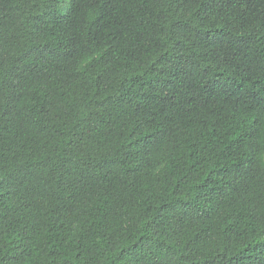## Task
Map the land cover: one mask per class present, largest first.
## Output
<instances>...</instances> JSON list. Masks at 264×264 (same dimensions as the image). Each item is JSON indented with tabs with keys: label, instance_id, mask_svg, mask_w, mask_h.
<instances>
[{
	"label": "trees",
	"instance_id": "obj_1",
	"mask_svg": "<svg viewBox=\"0 0 264 264\" xmlns=\"http://www.w3.org/2000/svg\"><path fill=\"white\" fill-rule=\"evenodd\" d=\"M0 264H264V0H0Z\"/></svg>",
	"mask_w": 264,
	"mask_h": 264
}]
</instances>
